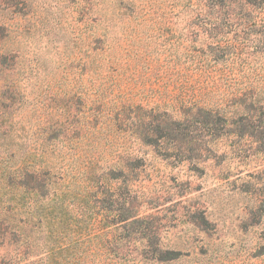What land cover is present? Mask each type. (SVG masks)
<instances>
[{
  "label": "rangeland",
  "instance_id": "obj_1",
  "mask_svg": "<svg viewBox=\"0 0 264 264\" xmlns=\"http://www.w3.org/2000/svg\"><path fill=\"white\" fill-rule=\"evenodd\" d=\"M3 1L22 135L58 137L74 204L124 192L152 215L128 264H264V0L242 18V0L219 18L198 0Z\"/></svg>",
  "mask_w": 264,
  "mask_h": 264
},
{
  "label": "trees",
  "instance_id": "obj_2",
  "mask_svg": "<svg viewBox=\"0 0 264 264\" xmlns=\"http://www.w3.org/2000/svg\"><path fill=\"white\" fill-rule=\"evenodd\" d=\"M198 1V18H219L221 7L230 2ZM4 3L0 0V12ZM244 5L239 1L232 16L242 18ZM5 30L0 22V264H128V255L119 250L155 237L152 215L125 213L124 192L116 210L96 195L93 203L81 195V201L73 203L66 166L55 162L58 137L32 136L27 141L17 119L19 95L4 90ZM112 211L119 217H111Z\"/></svg>",
  "mask_w": 264,
  "mask_h": 264
}]
</instances>
